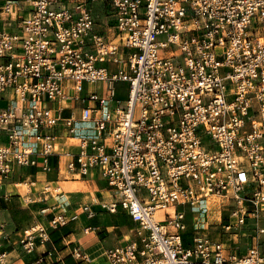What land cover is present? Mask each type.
<instances>
[{"label":"built area","instance_id":"2783aa9c","mask_svg":"<svg viewBox=\"0 0 264 264\" xmlns=\"http://www.w3.org/2000/svg\"><path fill=\"white\" fill-rule=\"evenodd\" d=\"M0 102V181L65 140L68 169L113 190L133 238L108 264H264L258 239H212L209 208L222 235L264 213V0H0Z\"/></svg>","mask_w":264,"mask_h":264},{"label":"crops","instance_id":"0c3cea01","mask_svg":"<svg viewBox=\"0 0 264 264\" xmlns=\"http://www.w3.org/2000/svg\"><path fill=\"white\" fill-rule=\"evenodd\" d=\"M17 13L18 6L13 5L12 14L1 16L15 20ZM105 20L103 17L101 22ZM75 152L76 147L60 140L47 168L39 157L37 166L15 169L11 176L0 181V246L8 249L4 255L11 256L16 251L25 254L23 260H13L11 264H32L38 257L43 258L42 264H108L104 253L133 238L130 217L120 207L111 209L114 192L97 171L84 178L68 169ZM16 209L26 216L25 220L17 218ZM42 210L44 215L40 214ZM57 215L65 217V225L52 229L49 221ZM34 220L46 230L45 239L37 241L35 252L28 255L21 241ZM218 220L211 227V237L215 241L221 239L229 254L244 255L256 239L264 242L263 212L257 221L250 217L231 234L222 235L224 231L220 230L222 225ZM250 220L255 221L253 229L248 228ZM223 223L227 224V220Z\"/></svg>","mask_w":264,"mask_h":264},{"label":"rangeland","instance_id":"374dc122","mask_svg":"<svg viewBox=\"0 0 264 264\" xmlns=\"http://www.w3.org/2000/svg\"><path fill=\"white\" fill-rule=\"evenodd\" d=\"M97 18H98L99 22L103 19L102 14L100 12H99V16ZM112 24H114V23H112ZM1 105L4 106L3 103H1ZM219 202L220 201L217 198H212L211 201L209 202V208H210V212H211L210 218L212 221L218 220L219 212H220L222 215V220H224L223 222H225V217L227 216V209L226 208H220ZM166 212H168V211H165V212L162 211V212H160V215H163ZM14 213L17 214V218L20 219L21 221L26 219V216L23 213H21V210L16 209L14 211ZM263 216H264V213H263ZM190 218H191V216H188V220H190ZM254 224H255V221L250 220L248 228L253 229ZM214 228H216V226L213 227V229ZM21 234H23V232H21ZM18 245H19V243L16 244V246H18ZM18 247H20V246H18ZM7 250L8 249H3V246H0V252L1 253H4ZM23 254H21L19 251L14 252V254H12L11 256H8L5 254L3 256V258L0 259V264H11V261H13V260H16V261L23 260L22 259Z\"/></svg>","mask_w":264,"mask_h":264},{"label":"bare ground","instance_id":"6f19581e","mask_svg":"<svg viewBox=\"0 0 264 264\" xmlns=\"http://www.w3.org/2000/svg\"><path fill=\"white\" fill-rule=\"evenodd\" d=\"M18 187V186H17Z\"/></svg>","mask_w":264,"mask_h":264}]
</instances>
